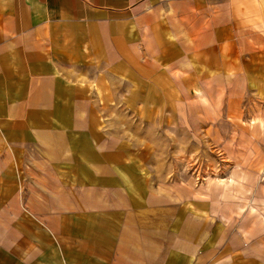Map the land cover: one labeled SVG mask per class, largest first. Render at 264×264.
Instances as JSON below:
<instances>
[{
  "label": "crops",
  "instance_id": "crops-1",
  "mask_svg": "<svg viewBox=\"0 0 264 264\" xmlns=\"http://www.w3.org/2000/svg\"><path fill=\"white\" fill-rule=\"evenodd\" d=\"M263 49L264 0H0V264H264V230L157 191L123 120Z\"/></svg>",
  "mask_w": 264,
  "mask_h": 264
},
{
  "label": "rangeland",
  "instance_id": "rangeland-1",
  "mask_svg": "<svg viewBox=\"0 0 264 264\" xmlns=\"http://www.w3.org/2000/svg\"><path fill=\"white\" fill-rule=\"evenodd\" d=\"M259 51L247 74L241 64L224 65L219 79L183 102L175 97V110L153 114L151 124L149 114L140 125L123 114L138 137L136 147L146 151L159 193L172 190L175 200L205 202L212 217L229 226L248 224L254 235L264 230V49Z\"/></svg>",
  "mask_w": 264,
  "mask_h": 264
}]
</instances>
